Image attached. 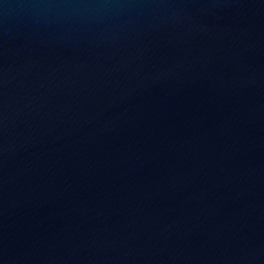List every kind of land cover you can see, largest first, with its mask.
<instances>
[{
    "label": "water",
    "instance_id": "1",
    "mask_svg": "<svg viewBox=\"0 0 264 264\" xmlns=\"http://www.w3.org/2000/svg\"><path fill=\"white\" fill-rule=\"evenodd\" d=\"M0 264H264V0H0Z\"/></svg>",
    "mask_w": 264,
    "mask_h": 264
}]
</instances>
